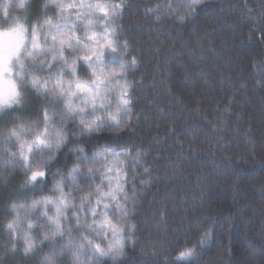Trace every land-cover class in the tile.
Masks as SVG:
<instances>
[{"label": "trees", "instance_id": "obj_1", "mask_svg": "<svg viewBox=\"0 0 264 264\" xmlns=\"http://www.w3.org/2000/svg\"><path fill=\"white\" fill-rule=\"evenodd\" d=\"M125 2L118 43L129 47L113 57L137 61L121 80L131 113L117 116L133 131L101 138L115 149L95 153L107 182L123 185L127 198L115 203L137 225L127 264H177L174 254L212 217L213 243L195 264H264V0H207L183 24L145 15L171 0ZM201 193L197 212L178 224Z\"/></svg>", "mask_w": 264, "mask_h": 264}, {"label": "clouds", "instance_id": "obj_2", "mask_svg": "<svg viewBox=\"0 0 264 264\" xmlns=\"http://www.w3.org/2000/svg\"><path fill=\"white\" fill-rule=\"evenodd\" d=\"M126 10L122 0H0V264H127L137 244V225L106 196L103 162L93 158L115 149L101 138L126 137L132 126L124 116L110 120V104L77 91V84L95 91L96 74L118 73L103 88L123 80L112 49L98 53L106 40L127 51L118 43ZM69 104L83 111L69 115ZM203 195L178 224L197 212ZM214 223L197 225L195 241L174 254L177 264H195L211 247ZM185 250L191 254L181 256Z\"/></svg>", "mask_w": 264, "mask_h": 264}, {"label": "snow or ice", "instance_id": "obj_3", "mask_svg": "<svg viewBox=\"0 0 264 264\" xmlns=\"http://www.w3.org/2000/svg\"><path fill=\"white\" fill-rule=\"evenodd\" d=\"M122 3L126 4L125 0H122ZM203 5V0H175V4H173L172 0L171 2L168 3L166 9H152V8H146L145 10V15H148L149 13L155 15L156 20L160 21L162 16L165 15H177L178 19L180 21H184L187 17H191L194 14V11L197 10L198 6ZM113 7H117V5H113ZM102 11L105 12V15H107V10L101 8ZM62 43H68L67 40L62 41ZM105 47L111 48L113 53H116L117 49L116 47L113 46V41L112 40H106L105 44L101 45V50L98 53V56H103V49ZM124 48H128L129 44L127 41L124 42L123 44ZM121 55H123V52H121ZM115 59V57H114ZM137 66V61L133 59L132 61L129 62H124L120 61V67L122 70H125L127 72L128 69L130 68H135ZM118 73L112 72V73H105V74H96L97 80L100 82L97 85V88L95 91H92L88 87H86L83 84H77V91L79 92H86L88 94V98L93 101V104L96 102H99L101 106H105L110 104V101L108 99L107 93L112 91L113 89H116L119 91V105L117 108V111L123 110L125 114H130L131 113V108L128 107V105L131 103V100L128 98V88L125 87L123 84L120 83L119 80H117L115 83H111L108 88H103L101 85L104 84L105 80H109L110 77H115L117 76ZM123 80L126 81V75L124 76ZM59 87V85L57 86ZM61 93H63L64 89H60ZM75 93H72L74 95ZM13 100L15 99L14 97L12 98ZM77 111L82 112L83 108L77 109L71 106L69 104V115L75 114ZM108 118L117 124H119V121L117 120L116 115L111 114L110 111L106 113ZM97 120H101L100 116L96 117ZM104 125L101 124L100 127H103ZM126 126V125H125ZM90 130H95L96 126L95 125H88ZM102 155L101 153H94L93 158H96L97 156ZM108 155H111L113 158H119L121 155L127 157L128 153H109ZM141 153L136 152L131 158L135 160L137 163L141 162ZM107 158V156H106ZM87 159V157H85ZM143 171L145 173H149L148 168H144ZM175 175V173H174ZM35 176V174H34ZM117 176H119V173H117ZM158 179V177H157ZM152 181L151 179L148 181H144L146 184H150ZM135 190V189H133ZM119 193H124V197L127 198V193L124 192L123 185L119 182L116 183V186L113 188L110 182V191L106 193V196L110 197L113 202L117 201V197ZM117 208L120 209L122 216L126 217L127 216V211L124 210L123 206L115 203ZM107 207V205H105ZM163 211V209L161 210ZM115 226H113L114 228ZM207 235V234H206ZM205 242L202 240V243ZM119 254V253H118ZM191 254V250H185L181 252V256H188Z\"/></svg>", "mask_w": 264, "mask_h": 264}, {"label": "rangeland", "instance_id": "obj_4", "mask_svg": "<svg viewBox=\"0 0 264 264\" xmlns=\"http://www.w3.org/2000/svg\"><path fill=\"white\" fill-rule=\"evenodd\" d=\"M107 96H108V99L111 105L110 113L116 115V117L121 115L122 110L117 111V108L119 105V91L116 89H113L112 91L107 93Z\"/></svg>", "mask_w": 264, "mask_h": 264}]
</instances>
